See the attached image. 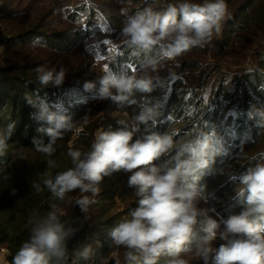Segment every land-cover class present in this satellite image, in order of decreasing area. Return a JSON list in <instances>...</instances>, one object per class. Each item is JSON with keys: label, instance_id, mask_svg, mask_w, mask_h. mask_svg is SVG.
<instances>
[{"label": "clouds", "instance_id": "9594fccd", "mask_svg": "<svg viewBox=\"0 0 264 264\" xmlns=\"http://www.w3.org/2000/svg\"><path fill=\"white\" fill-rule=\"evenodd\" d=\"M119 14L123 17L120 39L134 55L144 54L142 71L129 74L105 68L98 79L86 80L83 89L95 100H111L121 108L136 105L139 111L130 122L118 121L122 127L117 130L100 128L88 150L70 148L71 167L54 175L44 173L43 187L58 201L79 190L82 195L75 204L86 214L96 202L87 194L98 195L104 177L121 170L131 173L128 186L135 189L137 206L109 232L112 246L124 250L125 264H158L162 256L168 257L165 264H189L182 256L186 252H194L202 264H264V152L252 156L250 166L238 177L229 175L238 180L235 198L243 207L238 214L218 221L200 206L208 200L206 185L200 181L206 174L217 173V158L226 153L214 129L180 140L174 132L154 130L133 139L141 126L148 129L160 115L159 101L142 102L137 95L155 91L151 73L165 57L211 45L229 18L227 0H174L134 12L122 7ZM154 50L157 55H150ZM35 71L42 88L60 87L66 79L63 67L41 66ZM25 100L36 109L33 118L48 125L38 129L49 137L48 142L34 138L33 149L52 157L57 141L75 130L78 121L39 96L26 95ZM247 117L264 129V104L252 105ZM81 119L86 121L87 115ZM14 130L15 122L0 129V155ZM170 153L174 155L168 158ZM47 165L57 167L54 159H48ZM33 187L42 190L39 183ZM30 223L29 237L11 264H69L68 242L79 230L75 222L63 221L59 208L54 207L43 216L34 212ZM217 238L222 243L215 247ZM91 251L88 246L80 256L88 259Z\"/></svg>", "mask_w": 264, "mask_h": 264}, {"label": "rangeland", "instance_id": "374dc122", "mask_svg": "<svg viewBox=\"0 0 264 264\" xmlns=\"http://www.w3.org/2000/svg\"><path fill=\"white\" fill-rule=\"evenodd\" d=\"M243 1L227 0L229 18H226L221 34L214 38L211 45L193 48L173 58H163L157 71L151 73L156 83L155 91L151 95L137 94L138 99L142 102L159 101L162 105L160 112L168 101H172L174 105L184 102L188 116L197 114L195 108L198 106V113L219 119L222 115H240L238 109L247 117L253 104H248V109L242 112V98L248 90L246 81L249 75L258 72L254 68H258L260 63L257 61L264 56V35L261 33L264 30V0H254L251 6L246 7V13L240 10ZM168 2L174 0H0V44L7 40V46L0 47V71L3 66L11 72L23 68L37 76L35 70L38 67L57 70L63 67L66 79L60 88L73 94L83 89L86 80L98 79L106 66L113 71L141 73L144 54L136 56L122 43L119 34L123 17L119 11L122 7H127L130 12L149 5L158 8ZM30 30L40 34V39L23 46L11 45L13 37ZM150 55L156 56L157 52L154 50ZM76 105L80 110L66 107L73 119L78 121L76 129L65 133L57 141L52 157L35 151L34 145L26 144L25 134L20 136L15 130L10 143L7 141L6 153L11 158L7 159L10 164L6 169L0 168V226L8 232V236L5 240L0 239V264H11L18 247L9 241L10 237H16V231L20 232L27 226L34 212L56 207L62 216L70 204L82 195L76 190L68 193L64 201H58L43 187L44 173L54 175L71 167L67 155L70 148L88 150L100 128L117 130L122 127L118 121L130 122L139 111L136 105L121 108L111 100L92 99L85 105L78 102ZM170 112L162 121L156 119L149 128L165 127V132L176 133L180 126L178 122L182 121L172 120L173 110ZM85 115L86 121L81 119ZM2 128L4 126L0 125ZM141 130L145 133L147 129L141 126ZM140 135L137 133L133 139ZM48 139V136L42 138L45 143ZM246 150H234L233 167L238 165ZM260 151L264 152V144L257 154ZM48 159H54L57 167L49 169ZM230 174L223 175L221 181L230 179ZM130 175L123 170L115 172L104 177L98 195L87 194L96 202L89 206L86 214L82 213L83 221L89 228L100 231L77 240L70 251L79 256L91 246L88 264H102L104 259L103 264H117V261L125 264L124 250L112 246L109 232L102 230V224L111 218L118 225L137 206L135 189L128 186ZM36 183L41 185V191L33 187ZM219 204H213L208 199L200 206L207 208L208 214L220 221L222 218L216 213ZM220 243L222 241L217 238L214 246L218 247ZM182 256L189 264H202L194 257V252L182 253ZM167 259L161 258L164 262Z\"/></svg>", "mask_w": 264, "mask_h": 264}, {"label": "trees", "instance_id": "16d2710c", "mask_svg": "<svg viewBox=\"0 0 264 264\" xmlns=\"http://www.w3.org/2000/svg\"><path fill=\"white\" fill-rule=\"evenodd\" d=\"M253 2L254 0H244L240 5V10L243 11V13H246V7L251 6ZM36 39H40V34H38L36 31L30 30L25 34L13 37L11 40V45L23 46L27 44V42L30 43ZM6 41L7 40H4V42L0 44V47L4 48L7 46ZM257 62L260 64L258 68L254 69L258 72L249 75L248 80L246 81L248 90L245 91V95L242 98V112L243 110L246 111L248 109V104L257 106L264 104V88L261 87L264 86V65H261L264 63V56L259 58ZM63 91L64 90H62L60 87L48 86L42 88L37 82V76L34 74H29L23 68L16 69L15 71L11 72V69L5 70V66L1 67L0 125L6 127L9 123L15 122V131L20 136L25 134L26 144L32 146L34 138L42 139L44 136H47L44 132L38 131V129L41 127H47L48 125L44 124L43 122H38L33 118V113L36 112V109L26 102V95L33 98L35 96H39L46 99L50 105H58L64 110H66V107H69L73 111L80 110V108L76 105L77 102L85 105L88 103V101L93 99L91 94L85 92L84 89H80L76 94ZM186 106L187 105H184V102H181V105H178L177 103L174 105L172 101H168L167 104L163 106L157 119L162 121V119L168 113H171L170 110H173L171 114L172 120L178 119L183 123V126L180 127L182 123L178 122L180 126L175 133L174 138L176 140L194 136L202 130L208 131L211 129H214L218 136L222 139L226 153L223 156L217 158L215 164L217 173L215 175H204L200 183L206 185L208 199H210L213 204L220 203L216 207V213L219 214L222 219H226L230 215L238 214L242 210L243 205L235 198V188L238 184V180L227 179L221 181L222 176L233 173L234 176L238 177L239 174L244 172L246 168L250 166V158L256 155L257 150L264 144V129H258L255 123L249 120L243 113H241L239 109L238 111L240 115L233 117H226L222 115V117L219 119V117L203 115L202 112L198 113V106L195 108L197 110V114L188 116V113L185 114ZM66 111L69 114L68 110ZM162 126H165V122H162ZM153 130L163 133L165 132L166 128L162 127V129H159L155 126L153 128H148L146 131ZM140 133L141 135L144 134L142 130H140ZM11 139L12 138L8 140L9 143ZM236 148H244L248 150L243 152L239 159L238 165L233 167L232 161L234 160V150ZM172 155L173 153L169 154V156ZM9 158H11V156L7 154L6 151L3 155H0L1 169H6L10 164L7 160ZM49 211L51 210L45 207L43 210H39L37 214L39 216H43ZM61 219L65 222L74 221L75 226L79 229L73 238L68 242L67 259L69 263L74 262V264H88L90 262L89 258L84 259L80 255H73L70 250L77 240L86 235L96 234L100 230L89 228L84 223L82 212L75 202L70 204L69 209L64 215L61 216ZM112 221H114V219H106L102 224V230L110 232L113 226L117 225ZM31 226L32 225L29 222L22 231H16V237L11 235L9 241L13 243L15 247L19 248L21 243L28 239ZM7 236L8 232L4 230L2 226H0V239L5 240ZM164 257L165 256L160 257L158 264L165 263L161 260V258ZM53 264H58V262L53 261Z\"/></svg>", "mask_w": 264, "mask_h": 264}, {"label": "crops", "instance_id": "0c3cea01", "mask_svg": "<svg viewBox=\"0 0 264 264\" xmlns=\"http://www.w3.org/2000/svg\"><path fill=\"white\" fill-rule=\"evenodd\" d=\"M257 2V1H256ZM263 18H264V16H263ZM264 26V25H263ZM263 35H264V30L261 32Z\"/></svg>", "mask_w": 264, "mask_h": 264}, {"label": "snow or ice", "instance_id": "6c2138e0", "mask_svg": "<svg viewBox=\"0 0 264 264\" xmlns=\"http://www.w3.org/2000/svg\"><path fill=\"white\" fill-rule=\"evenodd\" d=\"M102 58V57H101ZM106 68H107V66H106Z\"/></svg>", "mask_w": 264, "mask_h": 264}]
</instances>
